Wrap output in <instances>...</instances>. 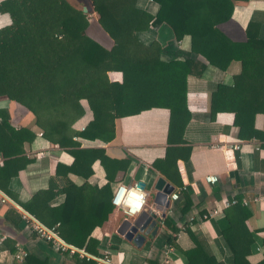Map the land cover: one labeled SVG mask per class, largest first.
Wrapping results in <instances>:
<instances>
[{"label": "trees", "instance_id": "16d2710c", "mask_svg": "<svg viewBox=\"0 0 264 264\" xmlns=\"http://www.w3.org/2000/svg\"><path fill=\"white\" fill-rule=\"evenodd\" d=\"M85 1L88 9L98 14L91 28L106 35L109 46L88 34L91 21L80 1L0 2V12L10 16V23L0 28V101L23 106L46 139L73 154L70 166L57 165L58 174L73 172L88 178L92 164L99 159L111 181L116 178L113 174L118 163L123 164L120 178L129 163L128 159L98 156L91 148L79 147L74 138L95 135L88 129L73 128L86 111L82 101L105 135L114 132L116 118L153 107L167 108L171 113L170 139L177 132L173 131L175 125L180 128L178 124L187 116L188 75L201 76L207 64L225 70L233 60L240 61L241 70L231 86L219 83L210 91V113L213 116L228 104L230 90L236 95L233 124L238 137L256 138L264 146V132L254 126L255 115L264 113V37L259 35L260 22L247 23L243 40H232L220 28L231 19L234 7L248 0H150L151 5L145 7L137 0ZM150 25H163L177 40L190 36L191 51L202 55L206 63L188 57L163 59L159 41L145 44L138 37ZM113 70L121 72L120 80L110 78L108 71ZM35 136L36 130L15 128L6 112L0 111V155L4 157L0 175L6 182L29 161L24 156V143H31ZM159 162L153 165L159 166ZM177 175L174 182L181 185L178 171ZM109 181L100 188L83 182L57 191H39L27 203L19 204L46 226L58 223L61 239L82 249L92 229L107 220L113 208ZM0 188L11 196L1 183ZM58 193H65V200L60 206L49 207L48 199ZM184 199L183 213L191 205L186 194ZM224 209L222 217L212 219V226L228 253V264H252L248 256L254 236L246 225L248 209L241 204ZM163 223L171 231H178L167 218ZM68 227L75 232L72 239L65 233ZM187 232L194 246L181 250L182 264H218L206 240ZM173 242L169 237L167 246L173 247ZM25 258V264H45L31 255Z\"/></svg>", "mask_w": 264, "mask_h": 264}, {"label": "crops", "instance_id": "0c3cea01", "mask_svg": "<svg viewBox=\"0 0 264 264\" xmlns=\"http://www.w3.org/2000/svg\"><path fill=\"white\" fill-rule=\"evenodd\" d=\"M137 4L142 7L151 5L150 0H137ZM250 20L260 22L259 35L264 37V0H248L236 5L231 19L221 24L220 28L232 40H243L245 27ZM9 23V14L0 12V28ZM154 26L150 25L148 29L139 32L138 37L143 34L144 38L140 40L145 44L153 40L159 41L163 59L183 60L188 57L206 63L202 55L191 51L190 36L186 35L177 40L163 25ZM90 36L102 44H111L110 39L103 33ZM240 70V61L233 60L225 70L207 64L201 76L188 75L187 116H183L178 124L180 128L175 125L173 131L177 132H173L170 139L168 134L171 113L167 108L153 107L137 114L116 118L114 132L105 135L93 121L85 101H82L86 111L74 122L73 128L77 131L88 129L95 135L74 138L79 147L91 148L98 156L129 160L121 178L120 169L123 164L118 163L117 171L113 174L116 178L111 181L108 180L99 159L92 164L93 172L88 178L73 172L58 174L57 165L70 166L74 161L73 154L46 139L37 130L33 115L23 106L13 101H0V111L6 112L12 126H28L36 130L34 140L24 143V156L29 161L7 182L0 175V183L11 192L10 196L0 188V264H25L26 255L45 261V264H164V251L169 237L174 244L168 264H182L184 255L181 250L194 246L187 229L206 240V246L215 254L218 264H228V253L212 226V219L222 217L225 209L209 219L200 218L201 212L218 206L223 199L233 195H264V146L256 138L242 140L238 137V128L233 124L236 95L229 90L228 104L218 108L213 116L210 113V91L219 83L231 86L234 75ZM108 75L115 80L121 79V72L117 70L109 71ZM254 126L264 132V113L255 115ZM236 142H239V150L232 148ZM213 145H220L221 148H214ZM156 160L161 161L159 166L153 165ZM177 171L181 185L174 182V178H178ZM207 174L217 175L218 181L206 182L204 176ZM159 176L172 184L174 190L183 183L186 184L179 198L170 200L168 206L155 202L156 190L153 184ZM108 181L111 195L121 183L143 181L146 186H152L153 189L150 190L145 186L144 190L148 192L147 203L137 216L153 213L155 216L150 221L154 220L155 224L148 234H144L141 246H136L118 232L123 220L130 218H126L114 205L107 220L92 229L84 248H77L62 239L68 245L67 249L62 250L57 243L37 235L32 229L33 218H36L19 204L27 203L39 191H57L71 184L81 185L83 182L100 188ZM184 194L191 200L185 213L182 212L186 203ZM65 197V193L51 196L48 199L49 207L60 206ZM246 208V225L254 236L248 259L252 264H264V202L250 203ZM19 214L21 218L18 220ZM192 214L194 218L187 221V217ZM164 218L176 226L178 231H171L163 223ZM65 233L70 239L75 235L71 227L66 228ZM70 246H73L74 252L70 250Z\"/></svg>", "mask_w": 264, "mask_h": 264}, {"label": "built area", "instance_id": "2783aa9c", "mask_svg": "<svg viewBox=\"0 0 264 264\" xmlns=\"http://www.w3.org/2000/svg\"><path fill=\"white\" fill-rule=\"evenodd\" d=\"M214 148H221L220 145H213ZM232 148L235 150L240 149L239 142H236L232 145ZM4 157L0 155V165L3 164ZM204 179L208 183H215L218 181V176L215 174H207L204 176ZM186 188V184L183 183V185L173 190L169 195L168 199L170 200H176L179 198V194L181 190H184ZM148 199V192L144 189H141L137 186V183H129V184H119L116 189L113 192L111 202L112 204L119 208L124 216L126 218L133 219L135 216H137L139 213L144 210L146 203ZM261 203L264 202V195L263 194H257L252 196H241L240 198H237L235 195L231 196L230 198L223 199L221 201V204L218 206L209 207L206 209L204 213L200 215V218L202 219H209L214 216H217L220 214L221 210L234 204H241L242 206H248L250 203ZM194 218V215H189L187 217V221H191ZM184 226L183 224H181ZM58 223L53 226H46L43 223H41L39 220H36L33 218L32 221V229L37 233V235L41 238H44L48 241H52L54 243H57L58 247L62 250H65L68 248V245L61 239V237L58 235L57 232ZM2 238H0L1 243ZM70 250L74 252L73 246H70ZM173 252V247L166 246V249L164 251V264H168V257L170 253ZM106 254H108V251H105ZM105 261H107V258H105Z\"/></svg>", "mask_w": 264, "mask_h": 264}, {"label": "water", "instance_id": "95a60500", "mask_svg": "<svg viewBox=\"0 0 264 264\" xmlns=\"http://www.w3.org/2000/svg\"><path fill=\"white\" fill-rule=\"evenodd\" d=\"M86 11V7H83ZM137 186L144 189L146 184L143 181H138ZM153 188L156 190L155 202L164 203L165 206L169 205L168 195L174 190V186L167 182L162 176L156 178L153 184ZM147 215V216H146ZM154 214L143 213L141 216H137L133 219H125L121 223L118 232L124 235V238L132 241L136 246H141L144 242V234H148L155 221H150V218H154ZM155 229L152 230L154 233Z\"/></svg>", "mask_w": 264, "mask_h": 264}, {"label": "rangeland", "instance_id": "374dc122", "mask_svg": "<svg viewBox=\"0 0 264 264\" xmlns=\"http://www.w3.org/2000/svg\"><path fill=\"white\" fill-rule=\"evenodd\" d=\"M71 1H73V2H78V1H80L81 3L85 4L83 7H86V11H85V12H87V16H88L89 20L91 21V23H90V27H89V28L95 26V25H96V19H97V17H98V14L93 10V8L91 9V8L89 7V9H91V10H89L88 7H87V6H89V5L87 4V2H86L85 0H71ZM154 27H155V26H154ZM152 30H155V29L153 28ZM88 32H89V35H93V36H95L97 33H99L98 30H97V29H94V28L88 29ZM146 35H147V34H146ZM148 35H149V33H148ZM140 37H141V38H140ZM139 38H140V39H143V38H144L143 34H141V36H139ZM108 72H109V71H108ZM146 189H147V190H150V189H153V188H152V186L150 187V186L147 184ZM151 192H152V191H151ZM151 194H152V193H151ZM151 197H152V195H151ZM214 217H216V216H214Z\"/></svg>", "mask_w": 264, "mask_h": 264}]
</instances>
